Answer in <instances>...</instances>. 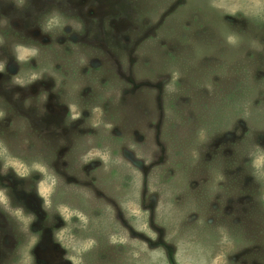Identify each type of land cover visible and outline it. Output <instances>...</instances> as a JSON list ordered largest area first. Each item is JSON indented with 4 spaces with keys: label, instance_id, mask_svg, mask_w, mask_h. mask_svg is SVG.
<instances>
[{
    "label": "rangeland",
    "instance_id": "1",
    "mask_svg": "<svg viewBox=\"0 0 264 264\" xmlns=\"http://www.w3.org/2000/svg\"><path fill=\"white\" fill-rule=\"evenodd\" d=\"M264 0H0V264H264Z\"/></svg>",
    "mask_w": 264,
    "mask_h": 264
},
{
    "label": "clouds",
    "instance_id": "2",
    "mask_svg": "<svg viewBox=\"0 0 264 264\" xmlns=\"http://www.w3.org/2000/svg\"><path fill=\"white\" fill-rule=\"evenodd\" d=\"M261 163H264V155L259 156L256 160L257 166H259Z\"/></svg>",
    "mask_w": 264,
    "mask_h": 264
}]
</instances>
